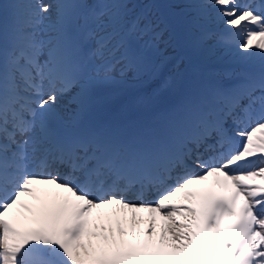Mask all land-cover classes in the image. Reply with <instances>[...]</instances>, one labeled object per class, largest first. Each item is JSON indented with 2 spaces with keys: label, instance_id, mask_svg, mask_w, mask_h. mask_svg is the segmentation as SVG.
Here are the masks:
<instances>
[{
  "label": "snow or ice",
  "instance_id": "obj_1",
  "mask_svg": "<svg viewBox=\"0 0 264 264\" xmlns=\"http://www.w3.org/2000/svg\"><path fill=\"white\" fill-rule=\"evenodd\" d=\"M209 6L223 31L205 27ZM195 13L193 49L264 61V0ZM178 45L133 0L0 2V264H264V67L210 83L177 73L164 83L180 102L150 121L89 119L101 90L159 76ZM38 186L59 192L42 198ZM109 207L148 213L147 227L93 220Z\"/></svg>",
  "mask_w": 264,
  "mask_h": 264
},
{
  "label": "bare ground",
  "instance_id": "obj_2",
  "mask_svg": "<svg viewBox=\"0 0 264 264\" xmlns=\"http://www.w3.org/2000/svg\"><path fill=\"white\" fill-rule=\"evenodd\" d=\"M62 99H64V98H61L60 100H62ZM59 107H63V104H59Z\"/></svg>",
  "mask_w": 264,
  "mask_h": 264
}]
</instances>
